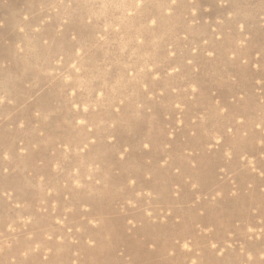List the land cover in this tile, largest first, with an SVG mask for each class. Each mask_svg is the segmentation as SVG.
I'll use <instances>...</instances> for the list:
<instances>
[{"label": "rangeland", "instance_id": "obj_1", "mask_svg": "<svg viewBox=\"0 0 264 264\" xmlns=\"http://www.w3.org/2000/svg\"><path fill=\"white\" fill-rule=\"evenodd\" d=\"M0 264H264V0H0Z\"/></svg>", "mask_w": 264, "mask_h": 264}]
</instances>
